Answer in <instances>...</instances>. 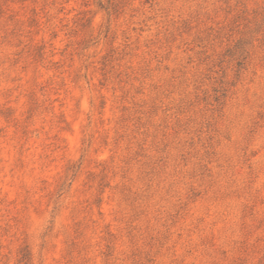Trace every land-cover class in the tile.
<instances>
[{"label": "rangeland", "instance_id": "1", "mask_svg": "<svg viewBox=\"0 0 264 264\" xmlns=\"http://www.w3.org/2000/svg\"><path fill=\"white\" fill-rule=\"evenodd\" d=\"M263 3L0 0V264H264Z\"/></svg>", "mask_w": 264, "mask_h": 264}, {"label": "trees", "instance_id": "2", "mask_svg": "<svg viewBox=\"0 0 264 264\" xmlns=\"http://www.w3.org/2000/svg\"><path fill=\"white\" fill-rule=\"evenodd\" d=\"M264 33V3L254 10L253 19L249 21L246 27L241 31V35L236 39L234 45L229 49V56L235 61L240 69H242L250 55L251 48L260 34ZM69 172L66 179L61 183L59 192L64 190L67 180H69ZM73 179V176L71 177ZM23 260L25 264H35L34 256L30 246L23 248Z\"/></svg>", "mask_w": 264, "mask_h": 264}]
</instances>
